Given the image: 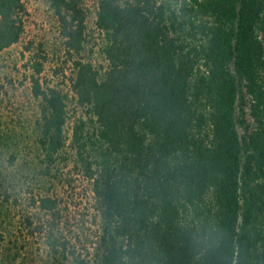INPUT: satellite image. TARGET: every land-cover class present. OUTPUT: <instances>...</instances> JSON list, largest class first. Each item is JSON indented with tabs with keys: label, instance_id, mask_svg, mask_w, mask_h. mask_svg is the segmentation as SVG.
<instances>
[{
	"label": "trees",
	"instance_id": "obj_1",
	"mask_svg": "<svg viewBox=\"0 0 264 264\" xmlns=\"http://www.w3.org/2000/svg\"><path fill=\"white\" fill-rule=\"evenodd\" d=\"M48 2L67 52L80 55L82 0ZM23 12V0H0V52L21 38ZM95 25L106 65L74 60L83 114L71 143L101 230L89 258L68 250L57 200L41 196L51 254L64 264H264V0H97ZM30 83L51 159L65 143L66 96L34 74Z\"/></svg>",
	"mask_w": 264,
	"mask_h": 264
},
{
	"label": "rangeland",
	"instance_id": "obj_2",
	"mask_svg": "<svg viewBox=\"0 0 264 264\" xmlns=\"http://www.w3.org/2000/svg\"><path fill=\"white\" fill-rule=\"evenodd\" d=\"M23 2L22 36L0 52V264H64L62 255L54 256L47 248L40 226L51 219L37 204L41 196L57 200L59 234L68 242V250L89 258L102 220L91 181L71 143L83 109L75 103L70 78L75 59L97 68L106 65L102 35L95 25L97 0H82L86 43L78 56L67 52L48 0ZM36 62L42 64L38 75L33 68ZM32 74L39 77L42 88L53 87L66 96L65 143L51 159L46 156L42 100L33 93Z\"/></svg>",
	"mask_w": 264,
	"mask_h": 264
}]
</instances>
